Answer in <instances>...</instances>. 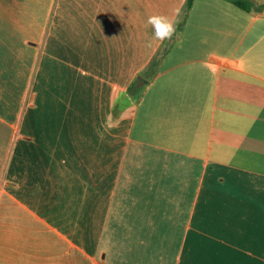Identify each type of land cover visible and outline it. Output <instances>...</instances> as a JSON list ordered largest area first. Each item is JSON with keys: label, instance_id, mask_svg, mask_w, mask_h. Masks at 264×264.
Returning <instances> with one entry per match:
<instances>
[{"label": "crops", "instance_id": "obj_1", "mask_svg": "<svg viewBox=\"0 0 264 264\" xmlns=\"http://www.w3.org/2000/svg\"><path fill=\"white\" fill-rule=\"evenodd\" d=\"M185 7L0 0V264H264V12Z\"/></svg>", "mask_w": 264, "mask_h": 264}, {"label": "trees", "instance_id": "obj_2", "mask_svg": "<svg viewBox=\"0 0 264 264\" xmlns=\"http://www.w3.org/2000/svg\"><path fill=\"white\" fill-rule=\"evenodd\" d=\"M229 1L246 12H250V13L264 12V0H229ZM193 3L194 0H186V7L184 10L183 19L177 24L176 28H182L184 26V22L186 20L188 12L193 6ZM153 66H154V60L153 62H151V64H149L147 69L140 72L139 78L143 76H149Z\"/></svg>", "mask_w": 264, "mask_h": 264}, {"label": "clouds", "instance_id": "obj_3", "mask_svg": "<svg viewBox=\"0 0 264 264\" xmlns=\"http://www.w3.org/2000/svg\"><path fill=\"white\" fill-rule=\"evenodd\" d=\"M176 15H179L178 11ZM147 24L153 28V38L161 42L166 39H171L176 31V21L161 14L150 15L147 19ZM149 46H151V42H149Z\"/></svg>", "mask_w": 264, "mask_h": 264}, {"label": "rangeland", "instance_id": "obj_4", "mask_svg": "<svg viewBox=\"0 0 264 264\" xmlns=\"http://www.w3.org/2000/svg\"><path fill=\"white\" fill-rule=\"evenodd\" d=\"M136 1V0H135ZM151 1V0H150Z\"/></svg>", "mask_w": 264, "mask_h": 264}]
</instances>
